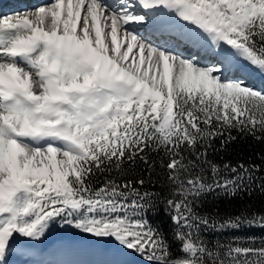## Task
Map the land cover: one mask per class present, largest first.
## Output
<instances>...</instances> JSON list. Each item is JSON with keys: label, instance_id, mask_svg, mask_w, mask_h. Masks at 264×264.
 <instances>
[{"label": "snow or ice", "instance_id": "obj_1", "mask_svg": "<svg viewBox=\"0 0 264 264\" xmlns=\"http://www.w3.org/2000/svg\"><path fill=\"white\" fill-rule=\"evenodd\" d=\"M249 137L264 143V0L0 15V264L58 221L145 264H264V209L217 205L264 196V163L209 159Z\"/></svg>", "mask_w": 264, "mask_h": 264}, {"label": "bare ground", "instance_id": "obj_2", "mask_svg": "<svg viewBox=\"0 0 264 264\" xmlns=\"http://www.w3.org/2000/svg\"><path fill=\"white\" fill-rule=\"evenodd\" d=\"M0 1L3 2V6L0 9L1 15L3 13L6 14L9 9L11 10V4L16 5V12H21L34 6H38L43 0H36V3L33 1L29 2L28 0H15L14 2L9 3L11 5L9 7L7 6L9 0ZM79 240L81 249L84 248L86 251H93L95 254L93 257H91V255L84 256L83 262L89 260L91 261V264H126V262L131 260V264H145L144 260L133 258L131 250L120 249L113 242H109L110 244L97 242L95 245H91L87 241L88 244L85 245L82 238ZM73 241L77 242V239H74L73 237L62 239L59 246L58 240L54 239L45 244L42 242L38 251L32 253L27 250L31 246L30 242L27 241V238H18L17 242L13 245L12 252L7 256V264H10V260L18 263L24 258L28 259V264H67L66 262H71V264H73L70 252L78 247ZM65 245L67 246V249ZM94 248H96L97 251ZM62 250L64 251L62 252Z\"/></svg>", "mask_w": 264, "mask_h": 264}, {"label": "trees", "instance_id": "obj_3", "mask_svg": "<svg viewBox=\"0 0 264 264\" xmlns=\"http://www.w3.org/2000/svg\"><path fill=\"white\" fill-rule=\"evenodd\" d=\"M233 135H236V133L234 132ZM215 143L219 148V140ZM209 159L218 164L224 161H231L233 164L238 162H243L245 164H262L264 163V143L254 141L250 137L247 139H238L229 147L227 152L223 150L213 152L210 154ZM140 167H143V165ZM257 175L264 176V172L258 173ZM156 190H160L159 184H157ZM217 205L221 214H235L245 206L261 210L264 209V196L261 195L259 190L252 191L250 195L248 192H243L231 200L221 199L217 202ZM149 215L153 226L160 225L165 232H170L169 223L163 217V212L159 213L156 217H152L151 214ZM255 231L258 239L264 236V231Z\"/></svg>", "mask_w": 264, "mask_h": 264}, {"label": "rangeland", "instance_id": "obj_4", "mask_svg": "<svg viewBox=\"0 0 264 264\" xmlns=\"http://www.w3.org/2000/svg\"><path fill=\"white\" fill-rule=\"evenodd\" d=\"M29 2H34L36 3V0H28ZM51 0H43L41 2V4L44 3H50ZM10 1L8 2L7 6H11L12 8L11 10L9 9L6 14H11V13H15L16 12V5L13 4H9ZM40 5V4H39ZM38 5V6H39ZM6 14H1V15H6ZM74 238L77 239V242H74V244H77V248L74 249L73 251L70 252L71 256H72V262L73 264H91V261L87 260L86 262H83V258L86 255H91V257H93L95 254L93 251H86V249L80 247V240L79 239H83L85 245H87V241L91 244V245H95L98 242L97 238L92 237L90 234H84L82 232H80L78 229H75L73 226L71 225H62L59 221L54 225L51 226V230L46 234V238H43L42 242L47 243L50 240H58V246L60 244V242L62 241V239H68V238ZM96 239V240H95ZM46 241V242H45ZM42 242L37 243V242H30V248L27 249L28 252H32V253H36L38 251V248L40 246V244H42ZM110 244V243H108ZM43 247V246H41ZM66 249L67 246L65 245ZM86 248V247H85ZM96 251L97 249L94 248ZM64 250H62L63 252ZM24 252V251H23ZM27 252V253H28ZM69 254V253H68ZM31 255V254H30ZM138 254L132 252V256L133 258H135ZM139 256V255H138ZM126 264H131V260L129 262H126Z\"/></svg>", "mask_w": 264, "mask_h": 264}]
</instances>
